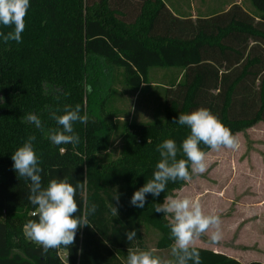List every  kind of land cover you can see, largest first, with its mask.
Here are the masks:
<instances>
[{
    "label": "trees",
    "instance_id": "1",
    "mask_svg": "<svg viewBox=\"0 0 264 264\" xmlns=\"http://www.w3.org/2000/svg\"><path fill=\"white\" fill-rule=\"evenodd\" d=\"M249 1L253 12L232 3L193 18L174 14L165 0H30L22 42L0 37V264H126L128 248L143 240L142 224L160 232L157 247L173 243L168 220L155 207L186 182H169L159 197L148 194L144 208L130 200L152 178L161 159L157 146L171 138L179 147L189 135L187 126L173 122L180 113L208 108L233 134L264 122V0ZM116 66L132 89L151 81L152 67L176 66L180 75L162 86L163 116L124 122L123 151L108 158L112 126L104 114ZM76 104L89 117L87 124H74L79 143L55 145L48 135L57 127L51 113L62 115L65 105ZM30 112L44 131L22 121ZM30 135L36 136L43 186L54 178L67 176L73 184L87 178L76 200L82 211L97 205L88 216L91 226L78 229L74 244L50 249L46 257L23 232L37 219L36 206L23 200L30 181L24 178V188L13 191L8 180L11 156ZM180 158L186 159L182 152ZM133 229L137 237L129 242L125 233ZM197 248L201 264H264Z\"/></svg>",
    "mask_w": 264,
    "mask_h": 264
},
{
    "label": "clouds",
    "instance_id": "2",
    "mask_svg": "<svg viewBox=\"0 0 264 264\" xmlns=\"http://www.w3.org/2000/svg\"><path fill=\"white\" fill-rule=\"evenodd\" d=\"M30 7V0H0V26L13 29L7 33L0 31V37L5 43L22 42V33L26 28L25 17ZM88 91L91 92L92 89L89 87ZM62 112V115H57L56 111L51 113V119L56 122L57 127L49 129V139L55 145L75 146L80 137L74 130V124H87L88 114L85 112L81 115L80 104L75 107L65 105ZM22 121L44 131L41 118L37 114L27 113L22 117ZM173 122L187 126L190 133L179 147L171 138L165 139L157 146L161 159L156 164L152 178L147 179L131 197L130 204L134 207L144 208L147 195L159 197L166 191L169 182H190L193 174L204 173L207 170L209 152L203 150L201 144L212 152H219L222 148L239 147L238 134L234 135L208 108L200 107L191 113H180ZM35 141V135L28 136L22 146L12 154L11 159L18 177L30 181L28 201L36 206L32 216L37 219H30L24 224V235L28 240L41 245V255L46 257L50 249L71 247L74 244L78 229L91 226L88 216L96 212L97 205L92 204L90 208L82 211L76 200L77 192L84 189L87 178L83 182L76 181L73 184L65 176L51 179L46 187L43 186V169L34 146ZM60 151L63 153L65 149L60 148ZM179 152H182L186 159H177ZM113 199L119 201L117 192ZM110 211L114 217L119 214L116 206H112ZM155 212L163 213L164 218L168 220L166 226L170 228V239L173 240L170 249L172 258L160 255L155 247L146 250L129 247L127 264H201L200 251L197 248L200 238L210 233L209 239L213 244L223 238L220 216L206 212L204 205L190 195L167 194L163 203L157 204ZM125 235L129 242H133L137 231H126Z\"/></svg>",
    "mask_w": 264,
    "mask_h": 264
},
{
    "label": "rangeland",
    "instance_id": "3",
    "mask_svg": "<svg viewBox=\"0 0 264 264\" xmlns=\"http://www.w3.org/2000/svg\"><path fill=\"white\" fill-rule=\"evenodd\" d=\"M211 1L212 0H207L208 4L205 5V0L202 1V4L197 1L196 3L195 0H165L172 12L179 16L194 15L193 10L198 11L200 8H204L205 10L207 9V11L211 13L216 10L217 6H220L218 3H215L214 5ZM225 1L230 0H218L220 3ZM246 1L247 0H241L243 3ZM248 2L250 4L249 0ZM179 75L180 68L176 66L152 67L150 69V80L160 83V85H149L150 87L132 89L124 82L123 67L116 66L113 68L111 73L112 95L105 110L106 114H104L107 122H109L110 126H112L109 148L107 150L106 157L115 158L122 153L124 142V122H147L152 121L155 117L161 118L163 116L164 96L162 86L171 83L175 78H177V76L179 77ZM249 149L250 146L246 144V146L242 147L238 156H240L241 159L252 156V154L248 152ZM101 154L103 153L101 152ZM254 156L258 157L256 154H254ZM215 157H220V152H217ZM254 161L255 159L253 162ZM215 162L216 161L213 159L209 161L207 160V170L202 174H193L191 181L186 182L183 187L175 190V194L190 195L194 199H198L204 205L206 212L216 213L220 216L221 228H224V212L226 210L234 209V197L239 189L233 186L229 188L227 194L220 193L216 190V186H219L222 183L220 181L222 175L221 171L215 167ZM8 177L11 190L16 191L24 188L23 186H25L24 184L26 181L23 177L19 178L13 168H9ZM237 183H241L244 186L251 185L250 181L243 179L235 182L236 185ZM258 185L262 187L261 183H258ZM26 188L29 189L28 185ZM26 193L29 195V191H25L24 194L26 195ZM23 200H28V197ZM141 232L143 240L141 243H136L134 248L146 250L148 248L155 247L160 255L169 259L172 258L170 251L172 244L165 248L156 246V241L160 235V232L157 229L147 224H142ZM209 237L210 233L205 234L200 238V242L204 244L203 242L205 241L211 244ZM123 260L127 264V256H124Z\"/></svg>",
    "mask_w": 264,
    "mask_h": 264
},
{
    "label": "crops",
    "instance_id": "4",
    "mask_svg": "<svg viewBox=\"0 0 264 264\" xmlns=\"http://www.w3.org/2000/svg\"><path fill=\"white\" fill-rule=\"evenodd\" d=\"M196 1L202 4L203 0ZM211 2L214 5L215 3L220 5L213 12L226 10L232 3H239L243 8L252 12L255 11L248 0L245 3L241 0H230L221 3L218 0H212ZM207 4L208 2L205 0V5ZM211 13L207 9L200 8L198 11L193 10L194 15L190 16L195 18L198 15L208 16ZM149 85H160V83L150 81L149 83H143L139 88L150 87ZM237 134L239 141L237 149L222 148L219 151L220 157L217 158L215 157L217 152H212L210 149L206 151L209 152L207 160L213 159L216 161L215 167L221 171L220 181L222 183L216 186V190L227 194L229 188L235 186L239 191L234 197V209L224 212V228H221L223 238L221 241L215 244L204 241V244H202L199 240L197 246L222 252L242 263H247L250 260H260L264 263V122L259 120L234 133V135ZM246 144L250 146L248 152L253 157L241 159L238 153ZM242 179L250 181L251 185L235 184L236 181ZM258 183H261L262 187Z\"/></svg>",
    "mask_w": 264,
    "mask_h": 264
}]
</instances>
